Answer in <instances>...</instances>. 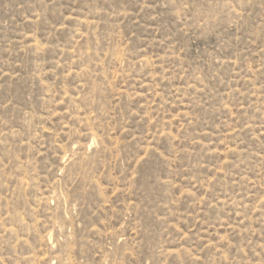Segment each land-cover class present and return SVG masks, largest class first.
Masks as SVG:
<instances>
[{
  "label": "rangeland",
  "instance_id": "1",
  "mask_svg": "<svg viewBox=\"0 0 264 264\" xmlns=\"http://www.w3.org/2000/svg\"><path fill=\"white\" fill-rule=\"evenodd\" d=\"M0 264H264V0H0Z\"/></svg>",
  "mask_w": 264,
  "mask_h": 264
}]
</instances>
